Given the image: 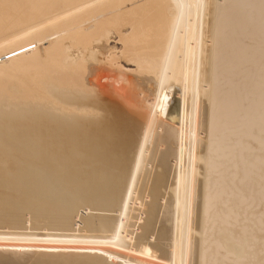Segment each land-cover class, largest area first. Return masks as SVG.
<instances>
[{
  "label": "bare ground",
  "instance_id": "6f19581e",
  "mask_svg": "<svg viewBox=\"0 0 264 264\" xmlns=\"http://www.w3.org/2000/svg\"><path fill=\"white\" fill-rule=\"evenodd\" d=\"M0 264H264V0H0Z\"/></svg>",
  "mask_w": 264,
  "mask_h": 264
},
{
  "label": "rangeland",
  "instance_id": "374dc122",
  "mask_svg": "<svg viewBox=\"0 0 264 264\" xmlns=\"http://www.w3.org/2000/svg\"><path fill=\"white\" fill-rule=\"evenodd\" d=\"M113 43L116 44V45L118 44L114 40H110L109 41V44H111L110 46H112ZM120 64L123 66V68H125L124 70L129 69V70H126V71H130V69L134 68V65L132 63L130 64V62H125V61L120 60Z\"/></svg>",
  "mask_w": 264,
  "mask_h": 264
}]
</instances>
